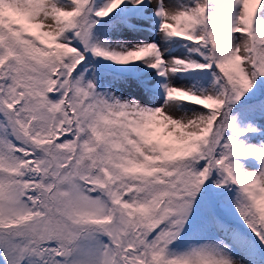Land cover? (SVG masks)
Segmentation results:
<instances>
[{
	"label": "snow or ice",
	"instance_id": "1",
	"mask_svg": "<svg viewBox=\"0 0 264 264\" xmlns=\"http://www.w3.org/2000/svg\"><path fill=\"white\" fill-rule=\"evenodd\" d=\"M0 264H264V0H0Z\"/></svg>",
	"mask_w": 264,
	"mask_h": 264
},
{
	"label": "rangeland",
	"instance_id": "2",
	"mask_svg": "<svg viewBox=\"0 0 264 264\" xmlns=\"http://www.w3.org/2000/svg\"><path fill=\"white\" fill-rule=\"evenodd\" d=\"M158 38V37H157Z\"/></svg>",
	"mask_w": 264,
	"mask_h": 264
}]
</instances>
